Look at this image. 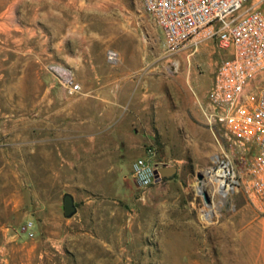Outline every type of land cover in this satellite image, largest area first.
Listing matches in <instances>:
<instances>
[{
	"label": "rangeland",
	"instance_id": "374dc122",
	"mask_svg": "<svg viewBox=\"0 0 264 264\" xmlns=\"http://www.w3.org/2000/svg\"><path fill=\"white\" fill-rule=\"evenodd\" d=\"M85 1L105 8L109 30L114 25L139 53L127 65L131 78L147 83L140 91L164 104L155 108L144 151L176 173L140 189L130 176L132 152L123 167L94 169L93 183L79 182L80 173L71 177L67 152L59 149L66 142L67 99L79 95H67L47 72L22 71L19 53L0 35V264H264V211L242 187L222 195L207 183L225 145L202 108L225 53L204 41L164 55L162 34L139 0ZM8 2L0 0V13ZM255 7L264 13V3ZM259 82L264 85V74ZM235 163L243 173V163ZM64 194L76 208L69 218L62 215Z\"/></svg>",
	"mask_w": 264,
	"mask_h": 264
},
{
	"label": "crops",
	"instance_id": "0c3cea01",
	"mask_svg": "<svg viewBox=\"0 0 264 264\" xmlns=\"http://www.w3.org/2000/svg\"><path fill=\"white\" fill-rule=\"evenodd\" d=\"M258 2L264 0H249L255 9ZM107 22L106 9L85 0H10L0 13V35L19 53L22 71L46 75L43 65L57 63L71 69L81 87L77 98L67 99L66 142L59 150L67 152L71 177L80 173L84 184L93 183L94 169L123 167L132 152L144 156L156 127L155 108L164 105L140 91L147 83L131 78L127 65L139 53ZM199 218L203 221L204 213Z\"/></svg>",
	"mask_w": 264,
	"mask_h": 264
},
{
	"label": "built area",
	"instance_id": "2783aa9c",
	"mask_svg": "<svg viewBox=\"0 0 264 264\" xmlns=\"http://www.w3.org/2000/svg\"><path fill=\"white\" fill-rule=\"evenodd\" d=\"M141 11L162 34V52L170 56L211 41L226 56L215 66L202 114L216 128L224 149L214 157L208 177L222 182L225 195L242 187L254 207L264 211V17L249 0H139ZM111 59V56L108 57ZM43 69L69 96L81 94L73 72L57 63ZM217 140V139H216ZM218 141V140H217ZM154 151L130 164L136 186L161 182ZM243 163L240 173L235 162ZM31 224L22 229L31 234Z\"/></svg>",
	"mask_w": 264,
	"mask_h": 264
},
{
	"label": "water",
	"instance_id": "95a60500",
	"mask_svg": "<svg viewBox=\"0 0 264 264\" xmlns=\"http://www.w3.org/2000/svg\"><path fill=\"white\" fill-rule=\"evenodd\" d=\"M175 173H176V168L173 166H169V167L162 166V167L157 168L154 171V174L155 175L158 174L161 180H169L175 175ZM196 177L198 180L201 179V175L199 174ZM204 199L207 201L206 197H204ZM61 209H62V215L64 218H69L75 213L76 208L74 206L73 199L69 194H64L62 196Z\"/></svg>",
	"mask_w": 264,
	"mask_h": 264
},
{
	"label": "bare ground",
	"instance_id": "6f19581e",
	"mask_svg": "<svg viewBox=\"0 0 264 264\" xmlns=\"http://www.w3.org/2000/svg\"><path fill=\"white\" fill-rule=\"evenodd\" d=\"M216 183H215V182ZM208 182H212V185H213V187L215 188V191H217L216 190V188L219 190V192L222 194V195H225V190H223V189H221V186H222V182L221 181H217L216 179H213L212 177H210V179L209 180H207V183ZM203 185H202V182L201 181H199V183H198V187H199V189H197L198 191H200V193L201 194H203V191H204V189H203V187H202ZM218 192V193H219ZM219 193V194H220ZM211 215H212V211L210 210V212H209V216L211 217Z\"/></svg>",
	"mask_w": 264,
	"mask_h": 264
}]
</instances>
